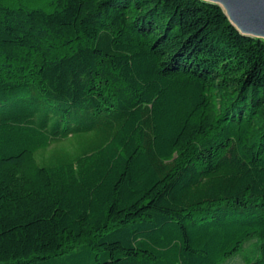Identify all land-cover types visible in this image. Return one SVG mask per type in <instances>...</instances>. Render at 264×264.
<instances>
[{"label":"trees","instance_id":"obj_1","mask_svg":"<svg viewBox=\"0 0 264 264\" xmlns=\"http://www.w3.org/2000/svg\"><path fill=\"white\" fill-rule=\"evenodd\" d=\"M264 264V38L206 0H0V264Z\"/></svg>","mask_w":264,"mask_h":264},{"label":"water","instance_id":"obj_2","mask_svg":"<svg viewBox=\"0 0 264 264\" xmlns=\"http://www.w3.org/2000/svg\"><path fill=\"white\" fill-rule=\"evenodd\" d=\"M223 6L231 23L247 35L264 38V0H206Z\"/></svg>","mask_w":264,"mask_h":264},{"label":"rangeland","instance_id":"obj_3","mask_svg":"<svg viewBox=\"0 0 264 264\" xmlns=\"http://www.w3.org/2000/svg\"><path fill=\"white\" fill-rule=\"evenodd\" d=\"M221 7L224 8L223 6ZM257 252H258V239L256 237H252L233 256L234 258L229 259V261H232L231 264H244V262L252 260L254 256L257 254Z\"/></svg>","mask_w":264,"mask_h":264}]
</instances>
